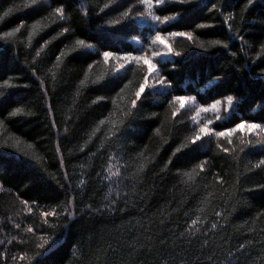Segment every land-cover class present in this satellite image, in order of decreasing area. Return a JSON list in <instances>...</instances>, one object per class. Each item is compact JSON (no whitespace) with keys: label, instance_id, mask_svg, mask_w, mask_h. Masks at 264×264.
Here are the masks:
<instances>
[{"label":"trees","instance_id":"16d2710c","mask_svg":"<svg viewBox=\"0 0 264 264\" xmlns=\"http://www.w3.org/2000/svg\"><path fill=\"white\" fill-rule=\"evenodd\" d=\"M0 264H264V0H0Z\"/></svg>","mask_w":264,"mask_h":264},{"label":"rangeland","instance_id":"374dc122","mask_svg":"<svg viewBox=\"0 0 264 264\" xmlns=\"http://www.w3.org/2000/svg\"><path fill=\"white\" fill-rule=\"evenodd\" d=\"M159 1H162V0H159ZM165 50L166 49L164 48L163 45L160 46V51L159 50H158L159 52L155 51L156 53L154 54V57H157V60H162L163 58H160V57H162L163 52L165 55ZM164 55H163V57H165ZM147 65H148V74L151 75L156 70L155 67H157V66H155V65H153V63H149V62L147 63ZM149 65H151V70H150ZM148 77H150V76H148ZM150 83H151V81L149 80V78H146L145 84H150ZM143 87H145V85ZM183 100H184L183 104L187 103V104H189V107L193 106V103H194V102H192L193 100H191V102H189L190 99H187V98H185ZM180 102H181V99H180ZM225 105L226 104L223 105L222 102H215V103H212L206 107H202V108L197 107L196 108L194 115H193V119L198 124V127H199L201 133H207V127H208L209 123H211L208 121L209 118L213 117V118H215V120L218 119L220 117V113H221L223 107H226V110H228V111H229V109H231L230 105H228V106H225ZM241 125H242V127H240V125L237 126L238 129L242 130V131L246 130L247 125L246 124L245 125L241 124ZM202 129H204V131H202ZM255 130H256V128H254V131ZM248 131H251V130H248ZM221 133L226 134V132H221Z\"/></svg>","mask_w":264,"mask_h":264},{"label":"snow or ice","instance_id":"6c2138e0","mask_svg":"<svg viewBox=\"0 0 264 264\" xmlns=\"http://www.w3.org/2000/svg\"><path fill=\"white\" fill-rule=\"evenodd\" d=\"M57 11L59 12L60 10L57 9ZM157 39H159V37H157ZM78 43L82 44L83 42H82V41H78ZM104 55H105V56H109L110 53L105 52ZM145 63H148V61H145ZM149 67H150V70H151V65H149ZM142 91H143V86H141V92H142ZM137 95L139 96L140 93L138 92ZM180 99H181V106H183L184 100H183V98H180ZM133 103H135V102H133ZM17 111H19V110H17ZM240 127H242V125H240ZM248 127H249V130H252V129L256 128L257 125H255V124H251V125H249ZM202 131H204V129H202ZM221 134H222V133H221Z\"/></svg>","mask_w":264,"mask_h":264}]
</instances>
